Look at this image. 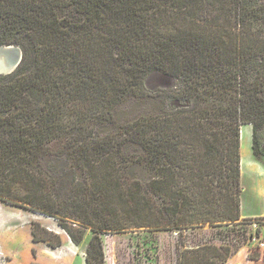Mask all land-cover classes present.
I'll list each match as a JSON object with an SVG mask.
<instances>
[{
  "label": "trees",
  "instance_id": "obj_1",
  "mask_svg": "<svg viewBox=\"0 0 264 264\" xmlns=\"http://www.w3.org/2000/svg\"><path fill=\"white\" fill-rule=\"evenodd\" d=\"M0 45L22 54L0 75L7 190L18 175L43 186L36 164L53 147L66 153L98 217L80 221L93 231L85 264H104L100 234L125 228L118 207L142 213L135 226L150 230L253 222L263 247L247 258L264 259V216L240 217L239 154L250 124L252 155L264 157V0H0ZM155 71L180 86L148 92ZM148 97L154 112L120 117L125 103ZM132 144L140 151L128 155ZM64 229L78 245L82 230ZM43 230L32 226V240L61 245ZM234 252L202 243L178 264H225Z\"/></svg>",
  "mask_w": 264,
  "mask_h": 264
},
{
  "label": "rangeland",
  "instance_id": "obj_2",
  "mask_svg": "<svg viewBox=\"0 0 264 264\" xmlns=\"http://www.w3.org/2000/svg\"><path fill=\"white\" fill-rule=\"evenodd\" d=\"M12 55L10 53L9 56ZM143 84L151 93L158 89L178 88L180 81L155 71L144 79ZM153 101L150 97L128 101L119 115L129 118L144 111L154 112L157 104ZM246 147L244 141V151ZM139 151L140 147L133 144L126 149L128 155H135ZM131 160L134 161L133 158ZM36 165L33 176L45 179L43 186L33 185L26 175H18L14 178L17 184L13 189L7 190L11 181L8 179L10 175L8 171L0 169V182L4 186L1 191L7 192H0V264H85V249L93 231L90 226H83L80 221L86 217L95 221L98 217L84 175L69 156L57 147H53ZM137 168L142 167L138 164L134 167L135 173L139 175ZM146 179L144 176L142 181ZM252 179L254 173L244 167L240 185L248 189L240 198L243 212L264 216V197H260L259 191L252 189ZM44 207L56 211L55 215L50 216L35 210ZM118 208V218L125 228L100 234L104 247V264H178L182 250L202 243L216 247L229 246L235 250L234 253L239 249L263 247L262 235H256L257 226L253 222L150 230L135 226L147 219H141L142 213L135 217ZM32 226H36L40 234H43V229L58 234L61 245L52 248L45 241H33ZM64 227L82 230L83 237L78 245L67 241Z\"/></svg>",
  "mask_w": 264,
  "mask_h": 264
},
{
  "label": "crops",
  "instance_id": "obj_3",
  "mask_svg": "<svg viewBox=\"0 0 264 264\" xmlns=\"http://www.w3.org/2000/svg\"><path fill=\"white\" fill-rule=\"evenodd\" d=\"M244 141L247 144L246 150L242 148ZM243 150V151H242ZM239 154H240V182L241 175H244V167L248 170H252L254 173V179L252 189L259 191L260 197H264V157L261 159H257L252 155L251 152V125L250 124H243L240 127V145H239ZM246 186H242L240 198L243 193L247 191ZM243 203L240 201V217H258L255 216L254 213L243 212ZM263 216V215H259ZM67 241L70 242L69 238L67 237ZM227 264H264V259L259 258L257 260H251L247 258V249H239L236 253L232 256L228 257Z\"/></svg>",
  "mask_w": 264,
  "mask_h": 264
},
{
  "label": "water",
  "instance_id": "obj_4",
  "mask_svg": "<svg viewBox=\"0 0 264 264\" xmlns=\"http://www.w3.org/2000/svg\"><path fill=\"white\" fill-rule=\"evenodd\" d=\"M10 53L13 54L11 57L9 56ZM21 57V50L18 46L0 45V58L2 61H6L8 65V69L0 70V75L10 73L12 70H14L19 64Z\"/></svg>",
  "mask_w": 264,
  "mask_h": 264
},
{
  "label": "bare ground",
  "instance_id": "obj_5",
  "mask_svg": "<svg viewBox=\"0 0 264 264\" xmlns=\"http://www.w3.org/2000/svg\"><path fill=\"white\" fill-rule=\"evenodd\" d=\"M2 69H8V65L6 63V61H2L0 58V70Z\"/></svg>",
  "mask_w": 264,
  "mask_h": 264
}]
</instances>
